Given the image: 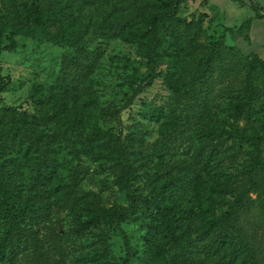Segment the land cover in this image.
<instances>
[{"label":"trees","instance_id":"1","mask_svg":"<svg viewBox=\"0 0 264 264\" xmlns=\"http://www.w3.org/2000/svg\"><path fill=\"white\" fill-rule=\"evenodd\" d=\"M190 1L195 0H0V62L3 52L17 48L20 37L43 34L66 46L58 86L63 103L71 105L69 125L64 128L59 120L54 134L26 119L17 122L13 108L3 109L0 159L5 150L19 145L27 154L33 148L40 151L44 160L37 165L40 187L29 191L19 182L20 170L7 165L11 160L0 163V264H69L67 249L74 236L80 244L86 230L94 229L100 231L104 248L112 234L122 236L127 255L121 264H131L136 252L122 225L140 215L154 225L146 235L150 246L145 264H264V59L210 34L207 13L181 16L182 5ZM252 6L256 15L229 29L248 41L254 18L264 17L255 3ZM89 8L95 10L91 16L85 15ZM112 40L136 46L148 68L138 76L127 103L109 107L111 124L91 132L103 140L100 147L112 152L116 183L128 203L98 206L88 220L77 223L73 234H61L52 216L60 208L76 213L83 190L77 174L58 195L48 168L54 163L51 151L58 149L50 146L55 137L72 145V137L84 128V111L100 110L93 76ZM166 61L167 68H162ZM160 77L171 92L168 109L152 103L144 113L156 121L163 118L155 151H171L177 142H197L191 161L179 165L178 178L144 197L135 188L140 171L159 185L162 169L148 159L146 138L125 132L122 112ZM5 86L0 64V92ZM47 160L48 169L43 164ZM227 165L237 173H229ZM215 174L225 178L213 183L220 210L202 219L190 216L191 193L209 185ZM45 222L50 224H44V233L38 227ZM86 256L94 264H115L104 252Z\"/></svg>","mask_w":264,"mask_h":264},{"label":"rangeland","instance_id":"2","mask_svg":"<svg viewBox=\"0 0 264 264\" xmlns=\"http://www.w3.org/2000/svg\"><path fill=\"white\" fill-rule=\"evenodd\" d=\"M199 5V2L185 3L181 7V16L190 19L194 15H198L200 13ZM94 13L95 10L89 8L85 15L91 16ZM207 26L210 34L225 38V34L222 32L218 34L213 31L210 25ZM18 42L14 51H5L1 56L0 64L6 86L0 92V118L3 116V109L11 107L17 122L20 119H26L37 124L41 131L54 134L59 128L57 125L59 120L63 123L64 128L69 125L67 115L71 111V105L63 103L58 86L63 56L68 48L54 43L43 34L20 37ZM230 43L228 42L227 45ZM105 48L106 51L93 76V96L98 98L97 106L100 107V110L97 111V114L96 111H90L89 108L84 111L86 113L85 123L82 125L84 128L78 129L77 135L72 137V145H69L63 137H55L56 139L54 138L50 146V148L55 146L58 149V151H51L50 160L54 163L49 167L48 160L43 163L44 168L53 170L50 172L52 176L50 180L52 179L53 185H58L59 196L65 192L64 187L67 184L74 182L77 174L81 176L80 189L83 190V195L79 198L77 212L63 211L60 208L52 216L51 222L56 225L61 234L66 232L73 234L77 223L88 220L94 214V210L98 209V206L108 209L117 204L128 203L126 193L116 183L118 168L110 157L112 152H109L104 146L100 147L103 140L91 135V132L95 127L107 128L111 124L112 116L109 107L112 105L123 107L136 88L138 76L147 74L148 68L142 52L136 46L121 40H112L105 45ZM258 51L264 55V49ZM162 66V68H167L168 61ZM170 100L171 92L163 78L160 77L152 87L135 97L122 112L125 132H135L136 136L145 137L150 153L148 159L154 166L162 169L159 170L162 173L159 185L151 180L144 171H140L141 174L135 181V188L144 197L154 196L160 185L170 182L174 176L178 178L181 171L179 165L191 161L192 152L197 142L193 146H191L192 143L186 141L177 142L171 151L164 149L155 151L154 143L160 138L161 131L164 129L163 118L161 121H156L146 118L144 113L150 110L152 103L153 106L163 107L166 111ZM5 117L3 118L6 119ZM90 137H94V139H90ZM194 139L197 140L198 136H194ZM45 143L41 141L40 145L45 146ZM73 146H76V149H73ZM4 156L3 159H0V163L9 159L11 162H7V165L10 166V169L20 170L18 178L24 190L29 191L31 187H40L37 165L38 162L44 160L40 159L43 158L40 151L35 152L33 148L27 154V148L23 149L18 145L5 150ZM11 164H15V167H11L13 166ZM225 168L229 173L235 172L233 167L227 165ZM220 179L225 178L215 174L209 181V185H202L195 192L191 191L193 192L191 193L193 201L192 212L188 211L190 216L202 219V217L210 215L212 211L220 210L221 204L217 201L219 196L213 187V183ZM46 223L50 224V222H45L38 227L44 233L47 231L44 228ZM122 226L136 252V257L131 264H145L144 259L149 256L150 246L146 235L154 225L150 224L145 215H140L137 219L124 223ZM99 232L97 229L86 230V237L82 238L83 241L80 244V239L74 236L76 243L71 242L67 249L69 264H94L86 260V254L102 256L103 252L108 256V260L115 264L124 262L127 248L123 237L119 234H112L107 239V247L104 248ZM22 264H30V262L23 260Z\"/></svg>","mask_w":264,"mask_h":264},{"label":"crops","instance_id":"3","mask_svg":"<svg viewBox=\"0 0 264 264\" xmlns=\"http://www.w3.org/2000/svg\"><path fill=\"white\" fill-rule=\"evenodd\" d=\"M199 2V11L208 14L207 25L218 34H225L226 42L236 45L245 53H258L264 49V17L254 18L250 29V40L229 29L238 27L245 17H254L256 11L252 4L255 3L260 11L264 13V0H195ZM248 17V18H249ZM247 19V18H246Z\"/></svg>","mask_w":264,"mask_h":264}]
</instances>
